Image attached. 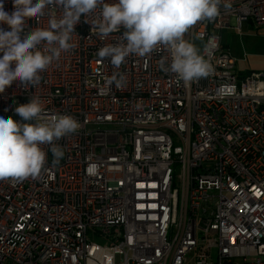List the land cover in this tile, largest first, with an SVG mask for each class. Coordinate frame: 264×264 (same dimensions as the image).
<instances>
[{
    "label": "built area",
    "instance_id": "1",
    "mask_svg": "<svg viewBox=\"0 0 264 264\" xmlns=\"http://www.w3.org/2000/svg\"><path fill=\"white\" fill-rule=\"evenodd\" d=\"M224 3L185 37L202 41L206 77L162 71V46L115 69L97 51L122 33L102 39L82 16L74 49L0 93V117L35 96L43 118L80 123L56 142L58 164L49 151L37 177L0 180V264H264V70L239 74L221 44L225 30L264 29V0ZM49 12L62 15L26 27Z\"/></svg>",
    "mask_w": 264,
    "mask_h": 264
},
{
    "label": "clouds",
    "instance_id": "2",
    "mask_svg": "<svg viewBox=\"0 0 264 264\" xmlns=\"http://www.w3.org/2000/svg\"><path fill=\"white\" fill-rule=\"evenodd\" d=\"M57 6L62 15L49 12L46 27H26L27 20L43 17L46 9ZM221 6L231 8L224 0H13L9 13L0 2V24L9 26L8 30L0 28V93L17 80L21 84L38 82L53 61L74 49L75 27L82 16L93 17L92 29L102 39L122 33L117 43L97 51L101 60L110 58L115 69L131 55L144 57L162 46L170 53L171 63L168 57L162 58L160 69L191 83L213 69L186 34L198 22L216 18ZM113 82L121 87L124 75L114 72L109 83ZM12 111V115L0 117V180L35 178L49 151L53 164L59 163L64 151L56 142L75 133L80 123L67 114L43 118L42 102L35 96Z\"/></svg>",
    "mask_w": 264,
    "mask_h": 264
},
{
    "label": "rangeland",
    "instance_id": "3",
    "mask_svg": "<svg viewBox=\"0 0 264 264\" xmlns=\"http://www.w3.org/2000/svg\"><path fill=\"white\" fill-rule=\"evenodd\" d=\"M221 44L235 60L239 74L264 70V29L255 31L246 24L241 31L225 30L221 34ZM196 46L201 50L202 41L196 40Z\"/></svg>",
    "mask_w": 264,
    "mask_h": 264
}]
</instances>
